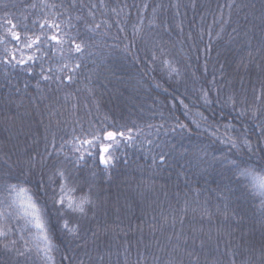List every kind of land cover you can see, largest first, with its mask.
Returning a JSON list of instances; mask_svg holds the SVG:
<instances>
[{"label": "trees", "instance_id": "trees-1", "mask_svg": "<svg viewBox=\"0 0 264 264\" xmlns=\"http://www.w3.org/2000/svg\"><path fill=\"white\" fill-rule=\"evenodd\" d=\"M236 165L264 168V0H0V264H264ZM62 183L83 213L58 218ZM10 184L48 221L47 256Z\"/></svg>", "mask_w": 264, "mask_h": 264}, {"label": "snow or ice", "instance_id": "snow-or-ice-1", "mask_svg": "<svg viewBox=\"0 0 264 264\" xmlns=\"http://www.w3.org/2000/svg\"><path fill=\"white\" fill-rule=\"evenodd\" d=\"M35 7V5H33ZM9 23H11L9 21ZM50 28H55L57 32L60 31V25L51 23L48 25ZM15 25H13V28ZM44 25L41 24V28H43ZM98 27V26H97ZM12 39L19 42L20 41V34L17 32L11 33ZM50 41H55L56 43H62L63 41L60 39L58 35H52L51 37H48ZM40 36H37L35 39L31 40L28 44L25 46L27 48H32L33 45H38L42 43ZM82 50V45L75 44L74 45V51L79 53ZM15 59V57H13ZM28 59H32V57H28ZM20 64H24L25 60L21 59L18 61ZM78 67V65H77ZM183 127V125H181ZM132 130L128 129V132L130 133ZM124 136L123 132L116 133L109 131L105 134L104 139L110 140L114 143L117 141V136ZM99 136H96L93 138V140H84L82 141L83 144L91 145L94 143L95 140H98ZM127 140H131V136L125 137ZM235 147V144L233 145ZM110 150L109 146H104L100 148V163L104 165H108L111 163L112 157L105 156V153H108ZM161 160H163V157H161ZM235 163V162H232ZM238 169V175L248 178V184L251 190L257 194L258 196L262 197L261 199V206L264 207V168H261L259 170L251 168V167H244L240 168L239 165H236ZM57 175L64 178L63 171H58ZM67 185L62 183L60 185V193L59 197L57 198L56 194H53V203L54 205H58V218L62 217L65 212L71 211V212H84V205L88 202V198L85 195L84 197H81L79 201H77L73 197H66L65 191H66ZM9 194L14 196V200L12 201V204L8 205L9 207H13L17 202L20 204V208L18 209L17 215L20 216L25 220V224L23 225L21 231L29 230L31 232V239L34 241H37L36 244L37 251L42 252L47 256L48 253L51 252V250L54 248V245L51 240V236L49 235L48 230V221L44 218L42 215V212L40 208L37 206V203L33 200L31 196L27 197V200L22 199V194H25L27 192L26 189L20 187L16 184H10L8 185ZM68 191H75V188L67 189ZM4 215L3 212H0V216ZM62 227L64 229H67L69 232H74L75 228H70L68 221L65 220ZM34 230V231H33ZM7 231L3 228H0V237L6 236ZM12 243H15L13 241ZM8 245H5V248H7ZM20 255H23V253H20Z\"/></svg>", "mask_w": 264, "mask_h": 264}, {"label": "rangeland", "instance_id": "rangeland-1", "mask_svg": "<svg viewBox=\"0 0 264 264\" xmlns=\"http://www.w3.org/2000/svg\"><path fill=\"white\" fill-rule=\"evenodd\" d=\"M27 195L26 194H22V199H24V200H27ZM9 198H14V196L13 195H11ZM10 204H12V202H10V201H7L6 202V206H8V205H10ZM21 206H20V204H19V202H17L13 207H8V210L10 211V210H12L13 211V209L14 210H18L19 208H20ZM0 219H2V216H0Z\"/></svg>", "mask_w": 264, "mask_h": 264}]
</instances>
